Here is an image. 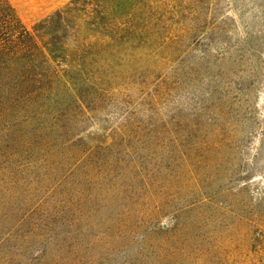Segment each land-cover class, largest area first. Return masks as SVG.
<instances>
[{"label": "rangeland", "instance_id": "374dc122", "mask_svg": "<svg viewBox=\"0 0 264 264\" xmlns=\"http://www.w3.org/2000/svg\"><path fill=\"white\" fill-rule=\"evenodd\" d=\"M100 3L0 72V264H264V0Z\"/></svg>", "mask_w": 264, "mask_h": 264}, {"label": "trees", "instance_id": "16d2710c", "mask_svg": "<svg viewBox=\"0 0 264 264\" xmlns=\"http://www.w3.org/2000/svg\"><path fill=\"white\" fill-rule=\"evenodd\" d=\"M100 1L73 0L30 29L9 0H0V72L11 71V94L38 99L52 93L59 75L46 67L57 57V44L77 43V20L100 14Z\"/></svg>", "mask_w": 264, "mask_h": 264}, {"label": "crops", "instance_id": "0c3cea01", "mask_svg": "<svg viewBox=\"0 0 264 264\" xmlns=\"http://www.w3.org/2000/svg\"><path fill=\"white\" fill-rule=\"evenodd\" d=\"M23 20H44L73 0H9Z\"/></svg>", "mask_w": 264, "mask_h": 264}]
</instances>
